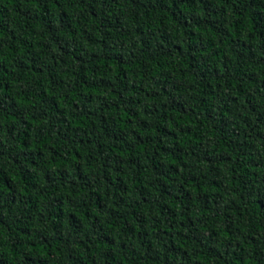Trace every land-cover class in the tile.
<instances>
[{"label":"trees","instance_id":"obj_1","mask_svg":"<svg viewBox=\"0 0 264 264\" xmlns=\"http://www.w3.org/2000/svg\"><path fill=\"white\" fill-rule=\"evenodd\" d=\"M0 264H264V0H0Z\"/></svg>","mask_w":264,"mask_h":264}]
</instances>
